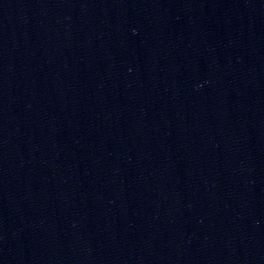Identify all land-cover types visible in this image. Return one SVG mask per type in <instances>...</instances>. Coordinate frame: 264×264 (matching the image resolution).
<instances>
[{"label": "water", "instance_id": "water-1", "mask_svg": "<svg viewBox=\"0 0 264 264\" xmlns=\"http://www.w3.org/2000/svg\"><path fill=\"white\" fill-rule=\"evenodd\" d=\"M0 264H264V0H0Z\"/></svg>", "mask_w": 264, "mask_h": 264}]
</instances>
